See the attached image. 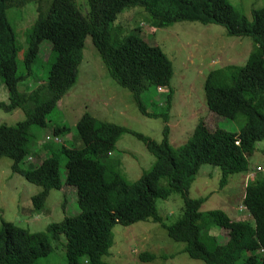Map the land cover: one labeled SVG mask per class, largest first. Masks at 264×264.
Instances as JSON below:
<instances>
[{
  "label": "trees",
  "instance_id": "16d2710c",
  "mask_svg": "<svg viewBox=\"0 0 264 264\" xmlns=\"http://www.w3.org/2000/svg\"><path fill=\"white\" fill-rule=\"evenodd\" d=\"M27 3L36 5L37 16L25 31L27 47L19 65L16 33L7 11ZM40 4L41 0H0V83L7 91L0 110H21L24 115L14 125H0V159H10L13 175L41 188L31 197L35 215L42 214L49 192L63 184L74 187L79 213L49 224L42 232L2 222L0 264H37L53 252L52 243H59L61 236L67 264H107L102 258L112 245L113 227L144 221L161 224L168 237L184 244L183 252L204 264H264V180L251 181L244 189L242 205L252 222L233 220L221 210L201 211L204 198L187 196L204 164L219 168L220 187L230 175L248 172L255 144L264 139V6L252 10L248 20L227 0H87L86 15L75 0H51L45 10ZM133 7L148 13L157 29L178 22L215 24L228 36L252 40L256 49L243 65L213 66L203 84L207 109L232 121L243 118L240 129L210 131L201 119L188 140L175 148L167 125L163 139L155 142L84 113L75 125L78 145L57 144L54 139L68 127L55 126L53 139L35 144L38 151L33 152L35 129L47 126V115L76 80L87 36L109 75L133 94L143 115L159 116L146 111L140 95L150 87L168 90L160 115L167 122L173 94L170 60L135 31L127 33L114 25L119 13ZM44 41L50 45L46 76L30 91L20 92L18 85L32 76ZM125 133L142 141L154 157L152 167L134 182L121 175L120 163L108 160ZM60 166L65 169L64 180ZM171 194L182 197L183 208L174 223L165 224L156 201ZM213 228L219 229V235L211 234ZM154 257L145 252L138 259L148 263Z\"/></svg>",
  "mask_w": 264,
  "mask_h": 264
},
{
  "label": "rangeland",
  "instance_id": "374dc122",
  "mask_svg": "<svg viewBox=\"0 0 264 264\" xmlns=\"http://www.w3.org/2000/svg\"><path fill=\"white\" fill-rule=\"evenodd\" d=\"M51 0H41L40 7L45 10ZM251 20L252 10L264 6V0H227ZM83 15L87 14V0H75ZM36 5L27 3L21 9H9L7 17L15 29L18 45L17 62L22 65V58L27 47L25 31L35 21ZM114 25L121 26L125 32L135 31L150 44L158 46L172 64L173 75L170 81L172 106L168 120L163 117V104L168 90L150 87L140 95L147 112L158 117H147L138 109L133 94L119 86L102 64L98 52L87 36L82 51V60L73 86L64 94L55 108L47 115V126L35 129L30 148L38 151L37 145L53 139L55 126H67L68 132L61 133L54 141L66 146L78 145L79 140L75 125L84 113L92 117L126 128L129 132L139 133L155 142L163 139V128L169 129L168 139L173 147L183 145L191 136L199 120L210 131L223 128L238 131L244 120L239 117L229 120L211 113L206 105L203 84L208 71L213 66L230 68L241 66L256 45L246 37L228 36L219 25H203L197 22H178L163 29L152 26V19L141 8L133 7L117 15ZM137 30V31H136ZM49 42L41 45L32 76L18 85L20 92L30 91L37 81L46 76L49 68ZM0 101L7 102V91L0 83ZM24 117L21 110L7 113L0 110V125H14ZM54 143V142H53ZM108 160L120 163V173L128 182H134L148 171L154 157L145 149L142 141L130 133L123 134L115 145V150ZM34 161V160H33ZM26 166V164H25ZM11 160L0 159V225L11 223L29 232H42L46 227L61 221L65 216L79 213L74 187L63 184L59 190H51L40 215L32 211L31 197L40 191V187L25 181L11 173ZM60 175L64 180L65 169L60 166ZM221 173L218 167L204 164L188 190L191 199L204 198L201 211L221 210L236 221L252 222L250 215L242 205L246 185L257 180H264V139L255 144L254 152L248 159V172L230 175L227 184L219 186ZM165 186L166 181L162 180ZM158 215L165 224L174 223L181 215L182 197L171 194L167 199L156 201ZM113 242L107 255L102 258L107 264H204L190 258L182 251L184 244L168 237L159 223L152 221L138 222L123 226L116 224L113 229ZM213 235H219V229L213 228ZM225 235L220 238L225 241ZM64 237L59 243H52L53 252L37 261V264H67L62 248ZM153 254L152 262L143 263L138 259L142 253Z\"/></svg>",
  "mask_w": 264,
  "mask_h": 264
},
{
  "label": "built area",
  "instance_id": "2783aa9c",
  "mask_svg": "<svg viewBox=\"0 0 264 264\" xmlns=\"http://www.w3.org/2000/svg\"><path fill=\"white\" fill-rule=\"evenodd\" d=\"M47 140H49V138L47 137Z\"/></svg>",
  "mask_w": 264,
  "mask_h": 264
}]
</instances>
